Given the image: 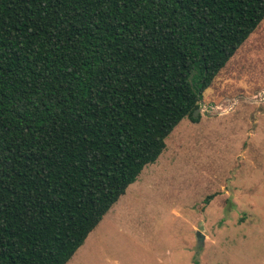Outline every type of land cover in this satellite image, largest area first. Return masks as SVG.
Here are the masks:
<instances>
[{
    "label": "trees",
    "instance_id": "trees-1",
    "mask_svg": "<svg viewBox=\"0 0 264 264\" xmlns=\"http://www.w3.org/2000/svg\"><path fill=\"white\" fill-rule=\"evenodd\" d=\"M263 18L264 0H0V264H66Z\"/></svg>",
    "mask_w": 264,
    "mask_h": 264
},
{
    "label": "rangeland",
    "instance_id": "rangeland-1",
    "mask_svg": "<svg viewBox=\"0 0 264 264\" xmlns=\"http://www.w3.org/2000/svg\"><path fill=\"white\" fill-rule=\"evenodd\" d=\"M199 115L66 264H264V18L202 90Z\"/></svg>",
    "mask_w": 264,
    "mask_h": 264
}]
</instances>
